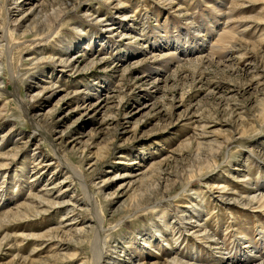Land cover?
<instances>
[{
	"label": "rangeland",
	"instance_id": "obj_1",
	"mask_svg": "<svg viewBox=\"0 0 264 264\" xmlns=\"http://www.w3.org/2000/svg\"><path fill=\"white\" fill-rule=\"evenodd\" d=\"M3 1L0 264H264V0Z\"/></svg>",
	"mask_w": 264,
	"mask_h": 264
},
{
	"label": "bare ground",
	"instance_id": "obj_2",
	"mask_svg": "<svg viewBox=\"0 0 264 264\" xmlns=\"http://www.w3.org/2000/svg\"><path fill=\"white\" fill-rule=\"evenodd\" d=\"M21 0H4L3 1V5H2V7H3V10L4 11H6L8 8H7V5H11V4H13L14 3V6L13 7H15V9H19V7H21L22 5H23V3L25 2V1H27V0H23V1H21ZM222 2V1H221ZM229 8V7H228ZM224 16V15H223ZM231 16V14H227V17H230ZM6 19H10V16L9 17H7ZM105 19V18H104ZM230 22V18H229V21L228 22H225V25L226 24H228ZM231 28L232 29H234V27H231V26H224L223 27V29H222V31H221V33L218 35V38H216V40L214 41V43H213V45H211V46H213L212 48H217L219 45H221V44H224V42H226V40L230 37V35L231 36H233V34H234V32H233V34H232V30H231ZM2 31V30H1ZM6 31H9L8 29H6L5 28V30L3 29V39H2V41H0V56H6V64H3V66H5L6 67V70H8V72L10 73V83L12 84V88H16V78L18 77V72H15V71H12V67L10 66L11 65V61H10V58H11V56H12V52H13V50L16 48V47H18L19 46V44L18 43H14V42H12V40L10 39V41L7 39V32ZM9 33V32H8ZM49 36V35H48ZM47 36V37H48ZM6 37V38H5ZM211 39H212V36L211 35H209V36H207L206 38H204V39H202V44L200 45H198V46H191L190 48H188V49H186V51H185V53L184 54H187V53H193V50H195V49H197L198 50V52H199V50L201 49H203V48H205L207 45H206V43H208V42H210L211 41ZM203 44H205V45H203ZM176 45V44H175ZM199 47V48H198ZM175 49L177 50L178 48H177V45L175 46ZM218 49V48H217ZM204 50V49H203ZM66 51L67 52H65V54H67V53H70L71 51H72V49H71V47H68V49H66ZM69 55V54H68ZM73 57V56H72ZM66 58V57H65ZM71 58V57H70ZM8 60V61H7ZM63 60V59H62ZM68 60V62L67 63H69V59H67ZM65 61V60H64ZM71 61H72V63H73V61L74 60H72V58H71ZM1 63V62H0ZM64 63V62H63ZM67 63H65V64H67ZM64 64H62V66H63ZM69 65V64H68ZM71 65V64H70ZM66 66V65H65ZM67 67V66H66ZM1 67H0V96H2V95H6L7 93H10L8 90H6V89H4L3 88V80L1 79ZM17 100V102L20 104V107L21 108H24L25 107V104L27 103V101L25 100V99H23L22 97H19L18 99H16ZM27 109H29L30 108V106H29V104L27 105V107H26ZM26 117H27V115H25ZM40 127V126H39ZM37 128V127H36ZM41 129V128H40ZM37 130V129H36ZM39 131H41V130H39ZM41 132H43V134H45V132L44 131H41ZM47 134V133H46ZM45 134V135H46ZM4 137L5 136H1V140H3L4 139ZM48 139H50L51 140V137L50 138H48ZM52 141V140H51ZM53 143V142H52ZM59 156V155H58ZM57 158V157H56ZM63 158V157H62ZM58 159V158H57ZM59 159H61V158H59ZM38 164V163H37ZM49 163H46V164H44L45 165V167L48 165ZM63 164H67L66 162H63ZM41 165H43V164H41ZM67 165H69V164H67ZM39 166V165H38ZM70 166V165H69ZM71 168L73 167V166H70ZM73 169V168H72ZM71 169V170H72ZM75 169V168H74ZM77 172V171H76ZM201 172V171H200ZM77 174H81V172L80 173H78L77 172ZM83 180V179H82ZM189 183H190V181H189ZM189 183H188V185H186L185 186V188H187L188 186H189ZM81 187L82 188H84V185L82 184V182H81ZM191 187V186H190ZM213 188V187H212ZM90 194V193H89ZM220 198H222V197H220ZM69 200H70V202L72 203V206H70L72 209L71 210H75V206H78V205H80V202L77 200V198H72V197H70L69 198ZM87 203V204H86ZM86 205H88L89 204V206L92 208V210L94 211L93 213V215H94V227L93 228H90V226H88V225H82V227L81 228H79L77 231H76V234H78V235H83V234H86V236L85 237H89V232H90V230H92V251H93V256H94V264H101V262H102V260H103V258H105V256H107V255H105V253H104V248H105V242H106V238L103 236V231L105 230L104 229V226H103V223H102V220H101V217L99 216V214L97 215V213L95 212V204H94V200H93V195L92 194H90L89 196H88V198L86 199ZM43 204H45V203H43ZM82 208V207H81ZM71 221H72V224L74 223V224H77L76 223V221H74V219H71ZM107 237V236H106ZM93 264V263H92Z\"/></svg>",
	"mask_w": 264,
	"mask_h": 264
}]
</instances>
